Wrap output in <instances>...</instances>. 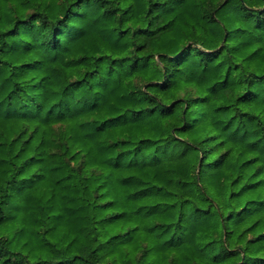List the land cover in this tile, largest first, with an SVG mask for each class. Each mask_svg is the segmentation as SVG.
<instances>
[{"label": "trees", "instance_id": "obj_1", "mask_svg": "<svg viewBox=\"0 0 264 264\" xmlns=\"http://www.w3.org/2000/svg\"><path fill=\"white\" fill-rule=\"evenodd\" d=\"M0 264H264V0H0Z\"/></svg>", "mask_w": 264, "mask_h": 264}]
</instances>
